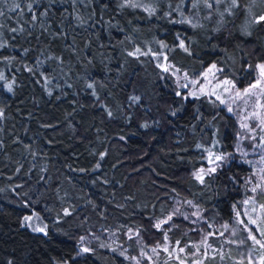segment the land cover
<instances>
[{
	"label": "trees",
	"instance_id": "16d2710c",
	"mask_svg": "<svg viewBox=\"0 0 264 264\" xmlns=\"http://www.w3.org/2000/svg\"><path fill=\"white\" fill-rule=\"evenodd\" d=\"M128 1L0 0V264H150L142 256L150 249L154 264H180L170 251L188 248L198 229L175 214L177 204L200 210L205 232L229 225V259L240 262L252 247L234 222L247 221L252 172L235 151V118L118 47L123 40L130 49L141 26ZM246 2L203 36L178 12L152 20V45L166 40V62L189 76L237 63V84L247 86L245 66L264 62V6L246 36L238 30ZM214 164L203 183L196 179ZM33 214L44 233L25 225Z\"/></svg>",
	"mask_w": 264,
	"mask_h": 264
},
{
	"label": "rangeland",
	"instance_id": "374dc122",
	"mask_svg": "<svg viewBox=\"0 0 264 264\" xmlns=\"http://www.w3.org/2000/svg\"><path fill=\"white\" fill-rule=\"evenodd\" d=\"M128 3L133 12V18L141 22V26L134 30V37L131 36L127 39L128 43L131 44L130 49L129 47H125L127 42L123 40H118V47L127 49L126 51H129L132 56L143 55L162 65L163 70H170L175 76L178 85L186 89L189 92L188 94L211 95L224 107L226 113L235 118L237 124L235 151L242 158L248 160L252 168L251 175L247 177L251 189V198L247 200L251 201V203L245 204L247 207L245 210L247 221L249 217L253 219L260 217L261 220H264V209L260 207L264 205V200L260 202L258 199H255L257 195H264V124L261 123L264 120V77L261 76L260 69L258 68V65H262L264 62H256L253 67L250 65L245 66V69L251 73L252 77L248 81L247 86L243 87L237 84L240 67L234 62H232V65L223 64L221 66L210 64L201 74L189 76L185 71H179L166 62L163 47L167 46L168 42L159 39L152 45L151 31H154V29L151 27L153 24H150L149 29L147 27L148 23L152 20L153 22H158L159 19L163 21L168 18L169 13L178 12L179 20L185 21V23L190 25L191 30L203 36L206 32L215 30L233 15L238 6V0H235V6H233V0H219V2L207 0V3L206 0H179L178 4H172V0H129ZM209 3L212 5L211 7L207 6ZM263 6L264 0H247L246 8L238 26V30L242 34L246 36L250 34L255 25V19L261 13ZM186 9L188 11L183 13ZM261 16H264V13ZM139 39L144 40L145 49L140 50ZM261 40L264 43V35ZM181 51L188 55L194 53L189 48H187V51L182 48ZM213 65L216 67L212 68ZM257 80L261 82L260 87L252 89L249 93H245V89H249L250 85L255 84ZM224 81H229L230 83L225 84ZM254 113H258L259 115L254 116ZM245 124L248 127H242ZM215 165H212L209 169L207 168L208 170L204 169V173L215 167ZM257 185H260V187L253 192L252 189L256 188ZM191 207L192 205H189V209ZM180 208L177 204L174 210L177 211L175 214L181 215L184 219L191 222L194 228L198 229L197 240L192 242L188 248L180 247L177 251H170V256L178 258L180 264H207L222 259L232 264H249V258H251V264H261V261L264 260V248L255 245L251 240L249 242L252 243V247L245 250L240 262L229 259L224 253L226 250L225 243L229 242L228 240L233 233V230L229 231V225H213L211 226V231L205 232V230L200 229L205 227L204 222L206 220L201 216L200 210L195 209L192 213H189ZM27 217H32L28 221H25L24 218L25 225L31 230L40 232L35 229L44 228V232L46 231V226L36 214ZM238 221L239 218L234 220V222L239 223ZM249 227L254 226L249 225ZM261 228H264L263 223L261 224ZM212 239H216L220 243V247H217L216 242L212 241ZM258 239L261 238L258 237ZM82 247L85 249L86 245H82ZM161 247L163 248V253H168L164 251V248L167 247L166 245ZM181 248L183 249L182 252L180 251ZM142 256L150 261V264H154L158 258V254H155L151 249L148 253H142ZM139 262L140 259L135 260V264H139Z\"/></svg>",
	"mask_w": 264,
	"mask_h": 264
},
{
	"label": "snow or ice",
	"instance_id": "6c2138e0",
	"mask_svg": "<svg viewBox=\"0 0 264 264\" xmlns=\"http://www.w3.org/2000/svg\"><path fill=\"white\" fill-rule=\"evenodd\" d=\"M216 2H219V0H216ZM206 3H207V0H206ZM135 6V5H133ZM208 7H211L212 5L209 3L207 4ZM233 6H235V0H233ZM16 8H19V4L16 5ZM260 21H264V16H260L258 17L257 19V22H260ZM180 47L181 48H184L185 51H187V48L185 47L183 41L180 42ZM216 66L213 65L212 68H215ZM258 68L260 69V72H261V76L264 77V64L262 65H258ZM209 71H211V69H209ZM0 79H3L2 76H0ZM225 84L227 83H230L229 81H224ZM260 80H257V82L255 84H252L250 85V88L249 89H245V93H249L252 89H255V88H258L260 87ZM9 87V90H11V84L8 85ZM91 87V85L89 86ZM227 91V89H225ZM179 95V93H178ZM191 95H196V93H191ZM237 95H239V93H237ZM134 99H139V98H134ZM229 111H231V109H229ZM109 115H111V113H109ZM254 116H258L259 114L258 113H254L253 114ZM262 124H264V120L261 121ZM242 127H248V125H242ZM224 157L223 156H216L215 157V161H221L223 160ZM216 171V168L213 167L209 170V172L207 174H211L212 172H215ZM204 169H201L198 173L195 174V177L197 180H199L201 183L204 182ZM260 185H257L256 188H253L252 191L255 192L257 190V188H259ZM188 203H191V202H188ZM246 204L248 203H251V201H245ZM261 209H264V205H261L260 206ZM253 211H255V209H253ZM245 215L247 216V213H245ZM240 216V213L237 212V217ZM32 217H25V221H28V220H31ZM171 219V216L168 217V220ZM241 225H244L245 226V229L247 230L248 232V236L246 237V240H251L255 245H259L261 248H264V228H261V224L264 223V220H261L260 217H257L256 219H253L251 217L248 218V221H247V224L245 223V220L243 219H240L238 221ZM164 223H167V220H164V221H161L159 223H157L155 225L156 228H161L162 224ZM249 225L251 226H254V227H249ZM227 227V226H225ZM37 231H40V232H44V228H38V229H35ZM255 233V234H254ZM221 235H223L221 233ZM258 237H260L261 239H258ZM165 239L167 240V236H165ZM179 243V242H177ZM241 243H244V241H241ZM83 251L87 252L89 251V249L85 248ZM153 252H155L156 250L155 249H152ZM164 251H168V248L165 247L164 248ZM180 251L182 252L183 249L181 248ZM249 264H251V258H249ZM261 264H264V260L261 261Z\"/></svg>",
	"mask_w": 264,
	"mask_h": 264
}]
</instances>
